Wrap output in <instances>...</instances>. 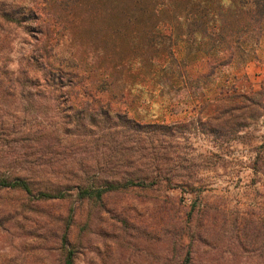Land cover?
<instances>
[{"label": "rangeland", "instance_id": "obj_1", "mask_svg": "<svg viewBox=\"0 0 264 264\" xmlns=\"http://www.w3.org/2000/svg\"><path fill=\"white\" fill-rule=\"evenodd\" d=\"M34 3L0 0L1 137L14 147L0 146V157L20 153L39 130L78 118L69 105L79 107L87 98L62 84L12 87L10 78L22 68L40 76L43 67L29 56L38 57L40 30L50 26L47 63L79 71L103 89L99 95L118 100L140 123L176 124L173 134H160L155 142L162 162L176 163V175L192 184L133 187L96 203L39 202L29 220L0 230V264H59L57 228L72 208L69 238L79 248L76 264H178L187 248L194 264H264V116L228 136L198 123L190 80L203 72L202 56L176 39L186 27L173 21L190 0H50L41 17L30 14ZM19 10L28 15L20 27L4 24L3 12ZM250 62L264 67V42L255 58L219 75L244 76L259 89L264 73L247 74ZM216 81L202 92L210 94ZM58 132L68 141L67 133ZM79 133L73 130L69 138ZM24 198L0 191V207Z\"/></svg>", "mask_w": 264, "mask_h": 264}, {"label": "trees", "instance_id": "obj_2", "mask_svg": "<svg viewBox=\"0 0 264 264\" xmlns=\"http://www.w3.org/2000/svg\"><path fill=\"white\" fill-rule=\"evenodd\" d=\"M49 1L35 0L30 14L46 16ZM16 14L3 12L4 24L20 27L28 15L21 10ZM173 21L186 27V33L175 35L176 39L188 43L195 57L202 56L198 66L204 70L190 80L198 123L209 125L214 135L228 136L264 116V79L260 88L255 89L244 76L219 75L235 62L243 64L256 57L257 48L264 42V0H190ZM48 27L40 30L42 37L37 39L41 44L37 53L43 66H39L36 54L29 56L33 65L43 67L40 76L28 67L22 68L17 77L10 78V82L14 81L12 87L32 88L40 82L45 87L62 84L81 89L87 98L80 101L79 107L69 105L78 118L39 130L27 139L20 153L0 157V191L25 197L18 205L0 207V230L5 225L29 220L39 202L96 203L111 193L133 187L191 186L192 181L176 175V163L162 162L155 142L160 134H173L176 124L140 123L126 108L116 105L118 100L114 103L99 95L103 89L85 81L79 71L66 72L47 63L44 57L49 56L47 42L52 36ZM172 52L170 49L171 55ZM65 74L67 83H63ZM214 79L217 81L210 94H204L203 88ZM5 129L0 124V146L14 149L11 140L1 137ZM60 129L68 134V141L58 132ZM72 129L80 131L78 141L69 138ZM76 146L83 152L77 153ZM86 149L91 155L84 153ZM73 213L74 208L64 217L63 226L57 228L59 264L77 261L79 248L69 238ZM178 264H194L189 248Z\"/></svg>", "mask_w": 264, "mask_h": 264}, {"label": "crops", "instance_id": "obj_3", "mask_svg": "<svg viewBox=\"0 0 264 264\" xmlns=\"http://www.w3.org/2000/svg\"><path fill=\"white\" fill-rule=\"evenodd\" d=\"M247 74H253V75H257L259 74V76H262L264 73V67L256 64V63H248L247 64Z\"/></svg>", "mask_w": 264, "mask_h": 264}]
</instances>
